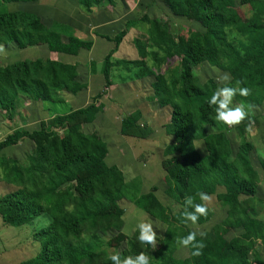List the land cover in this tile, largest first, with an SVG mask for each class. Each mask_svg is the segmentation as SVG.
Here are the masks:
<instances>
[{
	"label": "trees",
	"instance_id": "16d2710c",
	"mask_svg": "<svg viewBox=\"0 0 264 264\" xmlns=\"http://www.w3.org/2000/svg\"><path fill=\"white\" fill-rule=\"evenodd\" d=\"M32 1L36 0H0V5ZM73 1L86 11L114 4V0ZM249 1L253 2V8L242 20L235 0H163L176 17H186L194 10L195 20L206 35L220 41V45L214 48L194 39L177 44L154 27L144 10L140 16L127 20L123 29L114 35L112 48L99 65L104 79L101 94L109 88L110 71L116 66L126 72L136 68L132 75L136 79L154 76L155 83L165 81V88L147 99L170 108L164 131L172 136L181 155L166 149L161 167L179 212L173 214L169 206L160 202L152 204L151 216L164 225L154 249L141 247L136 239L138 231L132 236L122 232L118 201L135 202L141 197V180H124L123 172L105 161L107 144L97 134L83 131L84 125L93 123L101 111L97 102L100 93L84 107L41 120L35 129L28 130L16 123L18 111L26 102L40 99L62 103V92L75 95L82 91L86 84L79 80L77 65L50 56L0 64V112L11 130L0 141V151L17 145L22 139L33 143L31 163L25 166L0 156V180L16 187L0 197V217L5 225L13 227L22 226L41 214L49 217V224L33 234L42 246L39 253L17 264H112L107 258V249L118 252L121 259L143 251L149 256V264H251L248 256L255 243H264V218L258 217L252 206L259 177L250 161L253 145L246 138L250 122L245 120L236 126L241 139L232 156L226 132L218 128L227 126L215 120L213 108L206 103L215 90V82L212 78L199 81L193 74L203 62L235 73L227 85L233 86L239 81L241 87L249 89V94L236 95L233 101H249L253 105L261 102L264 98V0H241L240 3L245 5ZM137 27H142L144 32L133 39L138 58L112 61L123 38ZM11 42L19 49L46 45L50 52L67 54L92 47L91 41L64 37L34 13L0 11V50ZM170 54L172 57L168 58ZM91 66L95 72L97 64L92 62ZM210 126L217 130L208 132ZM152 131L148 124L142 123L139 109L120 120L122 136L146 140ZM198 140L212 151L211 160L192 147V142ZM201 192L208 197L214 195L218 205L225 209V216L213 225L210 236L196 235V240L203 245L199 255H192L193 249L189 246L187 256L177 258L178 240L189 233L181 215L184 200L190 196L194 203L206 205L207 214L198 216L195 223L201 224L211 216L206 201L199 199ZM232 231L238 232L229 236ZM122 244L125 247L119 250Z\"/></svg>",
	"mask_w": 264,
	"mask_h": 264
},
{
	"label": "rangeland",
	"instance_id": "374dc122",
	"mask_svg": "<svg viewBox=\"0 0 264 264\" xmlns=\"http://www.w3.org/2000/svg\"><path fill=\"white\" fill-rule=\"evenodd\" d=\"M129 0V3L123 0H115L113 5H105L101 13H105L108 19H111L109 26L111 29H106L107 35L117 33L123 29L124 21L135 16H140L144 10L147 11L154 27L167 35L177 44H185L187 40L194 39L200 41L206 46L218 47L220 41L210 38L206 35L204 29L195 20V11L192 10L186 17H176L167 9L163 0ZM241 0H235V5L242 20L246 19L249 10L253 8V2L249 1L245 5L240 3ZM76 4L84 10L76 1L73 0H36L32 2H5L0 5V11H22L34 13L42 17L47 25H52L50 19L54 18L60 23L64 22L65 26L69 21L74 19L70 8L67 4ZM147 4L149 7L146 8ZM95 8V7H94ZM146 8V9H145ZM248 11V12H247ZM100 11L97 15H86L80 17L86 20L97 21L100 19ZM70 24V23H69ZM71 27V26H70ZM110 28V27H109ZM56 31H64L63 27ZM143 28L137 27L128 34L125 43L121 49L116 52V57L113 61L122 59H133L136 57V51L131 40L140 37L143 34ZM112 39V38H111ZM110 39V40H111ZM95 46L91 52L82 49V53L89 54L94 62L99 65L102 62L104 55L112 46V41H101L97 39ZM121 48V47H120ZM51 59L73 63L79 57L74 54L58 53L48 51L46 45L37 47L19 49L14 43L3 47L0 50V64L12 63L24 59L33 60L37 57L49 56ZM170 54L168 58H171ZM86 60V58H83ZM79 59V61H83ZM72 61V62H71ZM81 72L85 73L84 68L78 64ZM121 68V67H120ZM118 67L112 69L111 78L114 86L109 88L104 94L102 93L103 85L101 81L97 84L96 76L90 78L92 81L91 90H83L79 94L70 95L63 93L62 103L45 102L38 99L36 102H27L19 109V115L16 121H25L26 129L31 130L37 128L39 121L51 116V114H64L70 111L71 108L84 107L86 103H90L94 95L101 94L98 98V105H101V111L93 123L86 124L83 131L87 134L95 133L107 144L108 157L106 163L108 165H116L122 172L124 180L131 178L139 179L142 183V194L135 202H130L127 199L118 201L121 219L123 220L122 232L128 236H132L138 231L136 225L139 222H147L153 225V232L156 234V245L158 239L162 237L164 225L155 220L151 216V206L155 202H160L165 206H169L175 212H179V206L173 201L172 190L166 187L164 182V171L161 167V161L166 157V149L178 156L181 155V149L176 148L173 143L172 136L166 135L164 124L169 121V107L159 108L155 102L149 101L147 98L153 94L162 91L165 88L164 80L155 83L154 76H149L144 79H136L132 77L137 71L136 68L132 72H126ZM87 69V68H86ZM97 74V73H93ZM99 77L102 79L100 73ZM194 76L199 81H204L212 78L215 82V89L224 86L231 82V79L236 75L225 70H220L210 66L206 62L199 64L193 70ZM227 76V81L221 78ZM126 82L130 86V91L126 90L122 85ZM125 93H129L126 95ZM243 104L246 108V116L239 123L248 120L249 126L246 130V138L252 143L253 149L250 151V161L259 177V184L256 194L252 197V206L255 208L258 217L264 218V98L257 105L251 102H236L233 101V106ZM138 108L143 111L144 118L142 123L148 124L152 128V133L146 140L138 139L131 136H122L119 132L121 118L129 114L131 110ZM50 118V117H49ZM14 120V121H15ZM18 123V122H16ZM8 122L4 115L0 112V141L11 132ZM238 125V124H237ZM227 126L225 130L231 155L233 156L240 144V137L236 126ZM216 127H207V131H216ZM192 147L197 150L205 159H210L213 155L212 151L203 141L192 142ZM33 144L31 141L22 139L17 145L6 147L0 151V156L10 157L16 160V165L25 166L31 163ZM211 160V159H210ZM155 189H152V187ZM16 189L11 184H7L0 180V197L6 193ZM244 198V197H241ZM210 208L211 216L209 220L198 224L190 221H185L188 232H195L198 236H210L214 224L220 222L225 216V209L218 205L214 195L210 196L206 201ZM182 217H179L181 220ZM49 224V217L46 214L34 218L32 221L18 227L5 225L0 217V264H17L35 257L42 246L40 241L33 238V234ZM238 231H232L230 235L236 234ZM202 234V235H201ZM125 244H122L119 250L123 249ZM114 252L112 249H107L106 254ZM187 249L181 245H177L175 257L185 258ZM251 264H263L264 262V243L256 242L253 251L248 256Z\"/></svg>",
	"mask_w": 264,
	"mask_h": 264
},
{
	"label": "clouds",
	"instance_id": "9594fccd",
	"mask_svg": "<svg viewBox=\"0 0 264 264\" xmlns=\"http://www.w3.org/2000/svg\"><path fill=\"white\" fill-rule=\"evenodd\" d=\"M227 81L228 77L221 78ZM249 94L247 87H241L240 82L236 81L233 86L225 84L223 87L215 89L206 103L213 108L215 113V120L223 123L226 126H233L239 124L246 116V108L243 104L233 106V97L239 95L245 97ZM201 201H207L209 197L205 193H199ZM191 209V211H189ZM207 214L206 205L204 203H194L192 197H187L184 200V210L181 215L186 221L195 223L198 216ZM138 229L137 241L141 247L147 246L149 249H154L156 245L155 236L153 232V225L147 222H139L136 225ZM196 233L189 232L186 236L179 238L178 244L183 247H191L193 249L192 255H199V249L203 246L202 243L196 240ZM202 235V234H201ZM112 264H149V256L142 251L134 257H124L121 259L118 252H112L107 257Z\"/></svg>",
	"mask_w": 264,
	"mask_h": 264
},
{
	"label": "crops",
	"instance_id": "0c3cea01",
	"mask_svg": "<svg viewBox=\"0 0 264 264\" xmlns=\"http://www.w3.org/2000/svg\"><path fill=\"white\" fill-rule=\"evenodd\" d=\"M124 2H126V3H129V0H123ZM154 1V0H153ZM153 1H149L150 3H152ZM114 2H115V0H114ZM148 5H151V4H147V6ZM105 7H108V6H103V7H96V8H91V10L90 11H86L85 9L84 10H82L79 6H77L76 4H67V8H70V12H72V15H73V18L74 19H72V20H70L69 21V23H68V25H70V26H65L64 25V22H62V23H60L59 21H57L56 19H54V18H52V19H50V21L51 20H53L52 21V25L50 26V27H52L54 30H57L56 29V27L58 26V30H60V28H62V30H63V27L65 28V31H66V34L64 33V31H59L60 32V34H62L64 37H68V36H73V37H76V38H78V39H80V40H85V41H91L92 42V47L89 49V50H87V52L89 53V52H91L92 50H93V48H94V46H95V41L97 40V39H99V40H101V41H111L112 39L111 38H113L114 37V35H115V33H113L112 34V36L111 35H107L106 34V32H109L110 30H106V29H111L112 28V26H109V23L110 22H112V21H110L111 19H108V16H107V14L105 13L104 15L101 13V9H103V10H106V9H104ZM100 11V13H101V15H100V19H98L97 21H93L92 22V20H86V19H82V18H80V17H84V16H86V15H97V12H99ZM141 15V14H140ZM135 17H138V15L137 16H135ZM135 17H133V18H135ZM132 19V18H131ZM127 20H129V19H127ZM127 20H125L124 21V24H125V22L127 21ZM124 24H123V26H124ZM110 27V28H109ZM134 29H136V28H133V29H131L127 34H126V36L123 38V40H122V42L120 43V45H119V47H118V49H117V51L116 52H118L120 49H121V51H122V46H123V44L125 43V40L127 39V37H128V34L129 33H131ZM111 39V40H110ZM132 41V43H133V40H131ZM134 45V44H133ZM121 47V48H120ZM111 48H112V46H111ZM110 48V49H111ZM135 48V47H134ZM110 49H108V51L110 50ZM82 49H80L76 54H74L73 56H75V57H79V59L81 60V59H83L84 57L86 58V60H84L83 59V61H79V59L78 60H74L73 61V63H71V64H76L77 65V70H78V72H79V80H80V82H83V83H85L86 84V87L84 88V89H82V91L83 90H91V88L92 87H90V86H93L92 85V81H91V77H92V79H93V77L94 76H96V78H97V84H99L100 83V81H101V86H102V84H104V79L102 78H100L99 77V69H98V67H97V69H96V71L94 72V71H92V66H91V64H92V62H94V59H92V57L89 55V54H85V52H84V54L82 53ZM108 51H107V53H108ZM135 51H136V49H135ZM116 52L112 55V57H111V60L113 61V57H115V58H117L116 57ZM106 53V54H107ZM105 54V55H106ZM104 55V56H105ZM50 56V55H49ZM138 58V54H137V51H136V57L135 58H133V59H131V60H135V59H137ZM125 60H129V59H125ZM116 61H118V60H116ZM72 62V61H71ZM115 62V61H114ZM78 64H80L83 68H84V70H85V73L84 72H81V69H80V67H79V65ZM97 64V63H96ZM117 67V66H116ZM87 68V69H86ZM115 67H113L112 69H114ZM118 68H120V67H118ZM112 69H111V71H110V81H111V84H110V86H109V88H111L112 86H114V84H113V80H112V78H111V73H112ZM121 70H123L122 68H120ZM93 73H97V74H93ZM101 74V73H100ZM102 76V75H101ZM149 77V76H148ZM146 78V77H145ZM144 79V78H143ZM124 87H125V89L127 90L128 89V91H130V86H129V84L128 83H126V82H123V84H122ZM103 87H104V85H103ZM108 88V89H109ZM107 89V90H108ZM88 90V91H89ZM66 91H64V92H62L61 93V95H62V97H63V93H65ZM81 92V91H80ZM80 92H78L77 94H79ZM66 93H68V92H66ZM70 94V93H69ZM126 95H128L129 93H125ZM71 95V94H70ZM72 95H74V94H72ZM95 96H97V95H94V97ZM93 97V98H94ZM92 98V99H93ZM37 101V100H36ZM35 101V102H36ZM92 101V100H91ZM34 102V101H33ZM27 103V102H26ZM25 103V104H26ZM45 103V102H44ZM87 104H89V103H86V105ZM86 105H84V106H86ZM159 108H165V107H160V106H158ZM167 107V106H166ZM76 108H79L78 106H76L75 108L73 107V108H71L70 110H72V109H76ZM136 109H138V108H135V109H133V110H131L130 112H132V111H134V110H136ZM170 109V108H169ZM140 110V109H139ZM141 111V113H142V119L144 118V113H143V111L142 110H140ZM17 115H19V112H18V114ZM54 115H57V114H51V116H54ZM99 115V114H98ZM51 116H49V117H51ZM48 117V118H49ZM48 118H45L44 120H46V119H48ZM43 120V119H42ZM16 122H18V124L21 126V127H26V123H25V121H22V120H18V121H16ZM40 122V121H39ZM120 124V123H119ZM166 124V123H165ZM164 124V125H165ZM85 126V125H84ZM120 127V126H119ZM35 129V128H34ZM167 135V134H166ZM169 136V135H168ZM171 137V136H170ZM33 144V143H32ZM109 155L107 154V156H106V159H107V157H108ZM106 159H105V161H106ZM116 166V165H115ZM132 179V178H131Z\"/></svg>",
	"mask_w": 264,
	"mask_h": 264
}]
</instances>
